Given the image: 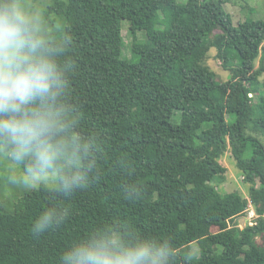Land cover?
Wrapping results in <instances>:
<instances>
[{"label": "trees", "instance_id": "16d2710c", "mask_svg": "<svg viewBox=\"0 0 264 264\" xmlns=\"http://www.w3.org/2000/svg\"><path fill=\"white\" fill-rule=\"evenodd\" d=\"M54 1L66 18L52 40L67 76L61 105L89 146L85 179L68 196L41 187L14 213L0 208V264H61L100 232L166 244L171 264H264V20L235 26L227 0ZM213 48L227 82L203 64ZM227 153L249 198L214 184ZM249 200L258 217L241 229ZM51 207L67 214L33 232Z\"/></svg>", "mask_w": 264, "mask_h": 264}, {"label": "clouds", "instance_id": "9594fccd", "mask_svg": "<svg viewBox=\"0 0 264 264\" xmlns=\"http://www.w3.org/2000/svg\"><path fill=\"white\" fill-rule=\"evenodd\" d=\"M42 16L27 0H0V157L24 165L10 178L26 191L56 185L65 194L83 187L79 170L89 146L69 134L61 105L67 87ZM66 210L48 208L35 221L43 233ZM61 264H171L169 247L152 241H125L116 233L90 235L60 257Z\"/></svg>", "mask_w": 264, "mask_h": 264}, {"label": "rangeland", "instance_id": "374dc122", "mask_svg": "<svg viewBox=\"0 0 264 264\" xmlns=\"http://www.w3.org/2000/svg\"><path fill=\"white\" fill-rule=\"evenodd\" d=\"M68 2V0H62ZM181 4H186L187 0H178ZM30 9L38 12L43 20L44 26L48 35L53 39L59 40L66 31V18L55 11H51L55 6L54 0H27ZM226 10L233 16L234 25L237 26L240 22L246 20L261 21L264 20V0H227L225 4ZM130 25L128 21L123 23V35L125 43L130 46L133 38L129 32ZM139 39H144L145 34L139 32L137 34ZM264 52V45H263ZM125 54L128 58L131 57L130 48H127ZM209 67L217 75L220 82H227L230 79V72L225 71L222 67L221 61L217 58V50L211 49L207 59L203 63ZM259 62H257V66ZM264 80V76L261 78ZM264 143V136L260 137ZM221 163L227 168V172L222 177V181H216L214 184L222 194L240 192L244 197H248L249 186L243 182L241 171L236 165V160L230 153H227L221 160ZM23 171V165H15L14 162L7 158L0 157V208L4 212L14 213L17 204L29 192L24 190L18 184L10 182L13 176H19ZM49 189H57L56 185L45 186ZM246 217V216H245ZM239 220L242 227H246V218ZM214 230V229H213ZM261 243V240H258ZM200 249L197 244L191 247V254L199 256Z\"/></svg>", "mask_w": 264, "mask_h": 264}, {"label": "built area", "instance_id": "2783aa9c", "mask_svg": "<svg viewBox=\"0 0 264 264\" xmlns=\"http://www.w3.org/2000/svg\"><path fill=\"white\" fill-rule=\"evenodd\" d=\"M258 217V214L256 212V208L251 200L248 202L247 206V216L246 218V227L247 226H254L256 224V218ZM239 227L241 229H244V227L241 226V223L239 224Z\"/></svg>", "mask_w": 264, "mask_h": 264}]
</instances>
